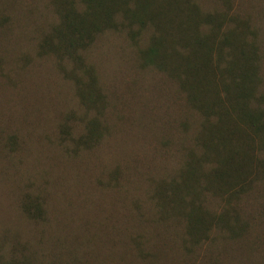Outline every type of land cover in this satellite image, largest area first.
<instances>
[{"label":"rangeland","instance_id":"1","mask_svg":"<svg viewBox=\"0 0 264 264\" xmlns=\"http://www.w3.org/2000/svg\"><path fill=\"white\" fill-rule=\"evenodd\" d=\"M168 1L161 17L174 25L193 6L228 14L226 21L218 15L214 35L203 21L199 32L214 45L227 27L237 29L244 49L255 50L251 105L264 108V0ZM84 6L0 0V264H264L260 139L244 132L241 119H226L230 145L212 138L222 152L210 158L206 129L219 117L206 102L215 88H189L186 35L170 32L168 22L161 31L127 18L117 6L112 24L69 49L65 16ZM159 36L163 48L147 57ZM222 47L220 69L232 57ZM211 51L216 63L218 50ZM242 140L250 144L247 181L230 195L209 179ZM192 204L208 221L230 209V225L240 229L213 220L192 235Z\"/></svg>","mask_w":264,"mask_h":264},{"label":"trees","instance_id":"2","mask_svg":"<svg viewBox=\"0 0 264 264\" xmlns=\"http://www.w3.org/2000/svg\"><path fill=\"white\" fill-rule=\"evenodd\" d=\"M83 2L85 4L83 10L73 11L65 16V44L69 46V49L72 48L75 50L78 45L82 47L85 46L92 40L95 32H98L104 26L112 24L114 22L113 14L117 6H121L125 17L139 19L143 22L149 20L152 25L161 31L165 29L164 24L168 22L170 32L172 30L173 34L177 33L180 37L186 35L185 37H187L189 44V52L193 54L192 56L196 59L193 60L192 56L190 58H185L184 72L187 74L186 76L192 78L194 83H190V85L195 87L192 88L190 86L189 88L193 90V93L197 92V89H199L203 94L205 93L203 89H209L208 87L215 88V92H213L215 97H212V99L216 103L213 101V103L206 102V110L213 112L212 110L216 108L217 116L219 117L218 122L213 124L211 128L206 129L207 143H205V146L211 150L210 158L216 153L212 158L217 159L222 152L216 149L218 147L213 143L214 141L212 138L215 137L220 139L222 144L225 142L228 143L227 145H230L229 142L232 134L228 128L230 126H224L225 123L223 122H225L226 119L233 125L235 124L234 120L241 119L248 127L244 132L249 136L253 134V136L259 138L261 145L264 146V108L251 105L252 101L257 99L256 74L258 72V64L254 59L255 50L246 51L244 49V39L240 34L238 40L236 38L238 34L237 29H230L227 27L224 33L219 37L218 43H215L216 41L214 40V45L210 41V35L206 33L201 34L199 32L198 25H201V21H203V24H205L214 35V31L219 29V24L217 23L221 22L219 21V16H223L224 21H226L228 17L227 13H200L196 12L193 6L189 8L190 11H187L186 19L174 25V19L172 17H168L165 21L164 18L161 17L162 9L166 8L164 5H172L168 0H163L162 2L157 1L155 4H153V0H83ZM129 3L133 5V8L128 6ZM172 9L168 10V14H171ZM175 27H177V29ZM163 41L164 36L154 38L146 54L147 57L151 58L152 56H157L158 51L163 48ZM222 44L230 49L232 57L227 61L226 67H221L220 69L221 65L219 60L222 57ZM252 45H254L255 48L254 41H252ZM211 50H218L216 63L212 60ZM210 63H212V65H209ZM224 74L230 77V79L225 81L223 78ZM220 88L223 90L224 98L218 95ZM195 99L194 97V100ZM256 104H258V101ZM248 129L251 131L249 132ZM236 139L240 138L237 137ZM251 139L254 138L251 137ZM244 141L245 140H242L239 144H236L239 147L237 153H233V150L230 149L232 151L227 153L223 157V160L221 159L222 163L220 167L214 169L216 172V183L214 182L215 180L212 181L209 179L213 188L214 186H218L219 183V186L225 185L227 187L226 191L230 195L244 191L243 187L247 179L243 176L246 175L245 171L247 169L245 167L247 163L243 157L250 156L248 153L250 144L248 141ZM221 147L223 148L224 145ZM252 155L255 156L253 150ZM260 166L261 162L259 161L256 163V169ZM231 212L233 213L232 210ZM205 214H207V212H200L198 208L192 204V209L189 212V232L192 235L199 231L203 232L207 230L205 221L211 224L213 220H216L217 224L222 223L225 228L233 232L239 228L234 224L230 225V209H225L220 215L216 217L213 216L209 221L203 217Z\"/></svg>","mask_w":264,"mask_h":264}]
</instances>
